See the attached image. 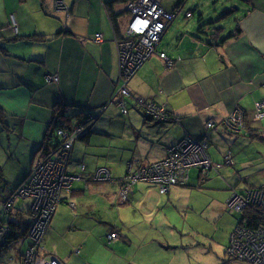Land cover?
<instances>
[{
	"label": "crops",
	"instance_id": "1",
	"mask_svg": "<svg viewBox=\"0 0 264 264\" xmlns=\"http://www.w3.org/2000/svg\"><path fill=\"white\" fill-rule=\"evenodd\" d=\"M109 2L111 0H67V11H59L53 7V0H0V102L14 114L8 117L9 129L4 132L9 133V141L17 137L30 147L28 163L18 172L12 185L19 183L32 165L53 149L49 147L46 154L37 150L45 140L54 109H61V112L68 109L69 123H73L68 124L69 128L76 126L78 121L94 120L87 138L80 137L73 144L71 154L77 148L83 152L79 157L74 156L77 164H68L69 172L76 174L80 163L85 165V170L80 173L81 179L73 183L72 190L64 194L51 219L50 224H53L47 230L44 244L49 236H54L55 245L48 248L43 245L46 253L59 257L66 264H100L96 251L107 252L93 231L94 224L84 230L77 222L81 217L93 221L89 217L94 213L97 218H103L98 213V205L86 199L88 195L84 189L95 184L91 178L96 168L112 172L107 161L109 153L97 156L95 161V154L88 152L93 134L117 135L120 141L115 144L127 151L122 157L127 165L159 160L165 156L168 146L187 135L206 140L207 155L212 162L219 163L223 156L221 161L214 160V154L209 152L211 146L222 155L228 150L233 154L236 147L242 145L238 144L239 136L249 138L250 132L264 134L261 123L264 118L253 119L254 103L264 99V0H245L235 28L229 31L240 30L235 36L229 37L223 27L209 34L196 32L187 50L181 48L187 33L173 22L161 39L165 37V43L160 41L158 45V51L165 52L172 59V65L167 66L155 54L150 56L127 84L130 97L124 99L128 108L126 115L121 114L118 105V53ZM11 18L15 21L16 32L11 28ZM124 27L125 23L122 31ZM96 33H101V42L95 41ZM206 51L211 53L212 64L205 68L198 58L204 57ZM46 75H54L57 80L47 82ZM137 98L164 105L174 119L146 120L135 104ZM237 107L245 114L246 124L242 129L222 123ZM102 114L111 123L108 129L95 127L102 120H97ZM211 119L215 127L207 129L205 124ZM122 132H126L124 136L129 140L121 139ZM11 156L7 155L9 159ZM11 160L19 164L16 157ZM225 166L228 165L222 169ZM201 173L204 172L198 169V180ZM9 183H4L5 190L11 188ZM132 187L134 189L135 185ZM251 187L256 186L245 182L233 189L242 191ZM75 201L80 204L79 211ZM70 203H74V207ZM70 209L77 214H72ZM120 212V226L110 227L118 232L119 239L111 243L105 239L113 253L127 252L135 245L129 228L122 225V213L127 212L124 209ZM130 221L128 215L127 223ZM85 232L86 236L81 239ZM141 244L142 249L138 250L144 258L147 247ZM120 261L132 264L134 256L127 253ZM6 264H19V259Z\"/></svg>",
	"mask_w": 264,
	"mask_h": 264
},
{
	"label": "rangeland",
	"instance_id": "2",
	"mask_svg": "<svg viewBox=\"0 0 264 264\" xmlns=\"http://www.w3.org/2000/svg\"><path fill=\"white\" fill-rule=\"evenodd\" d=\"M178 1L161 0V3L166 10H171ZM244 6L245 1L242 0H186L182 10L173 21L174 26H178L184 33H187L181 48L184 50L188 49L189 44L192 42L190 38L196 32L209 34L213 29L223 27L226 33H229L230 30L235 28L238 12ZM231 7L238 11L231 14L227 13L223 16L222 14L230 10ZM115 10L123 12L119 20L122 27L124 23L126 24L127 19L125 4H116ZM187 11H192V16L189 18L184 15ZM121 33L123 34V31ZM165 41L166 38L164 37L161 42L165 43ZM210 51H206L204 57L198 58L205 68L212 64ZM99 119L102 120L97 122L95 127L102 126L105 129L110 127L111 123L104 118L103 114L97 118V120ZM261 123L264 125V119ZM2 130L0 128V164L2 165V172L8 180L7 183L10 182L9 185L12 186L17 174H19L18 172L22 170L25 163H28L30 147L24 140H20L17 137H13L9 141V133ZM125 133L122 132L121 135L124 136ZM233 138L235 139V137ZM121 139L126 141L129 140V137L124 136ZM116 141H120L117 135L115 137H105L101 134L92 135L88 152L95 154L93 156L95 161L97 156L106 155V153L111 155L110 157L106 156L109 168L112 170L113 179L94 181L95 184L93 183L90 189L87 185V189H84V193L88 195L86 199L92 200L98 205V213L103 218H97L96 213H94L89 217L93 221L86 220L84 217L77 219L78 224L81 225L79 227L84 230L88 229L90 224H94L92 228L96 237L106 247V253L96 251L98 262L100 264H122L120 258H124L127 253H130L131 256L132 254L134 256V263L132 264H225L223 262H227L226 260L228 259L225 254V248L230 242V235L238 218L241 217L238 212L228 209L226 202L230 198L234 186L243 185L245 182L256 187L264 185V143L259 139L248 138L244 135L239 136L238 144L241 143L242 145L236 147L237 149L232 154L235 165L225 166L220 169V172L212 170L206 175L201 173L202 176L199 180L196 177L198 168H192L189 171V176L192 177V180L188 179L184 185L179 184L170 187V192L167 194H160L156 187H152L147 183L134 184L135 187L134 189L132 187L128 196L130 201L120 205L117 203V192L120 187V180L118 179L125 176L128 165L126 160L122 158L123 155L127 154V151L121 150L124 148H119L115 144ZM79 142L81 141H77V144L83 145ZM221 144L224 147V144ZM150 146L149 144L148 148ZM82 152L81 148H77L71 154L69 165L72 163L77 164L78 160H75L74 156L79 157ZM209 152L214 154L212 156L214 160H222L223 153L221 154L215 146H211ZM7 155L13 156L9 159ZM13 157L19 160V164H15L11 160ZM69 165L68 172L70 170ZM30 170L31 168L26 176ZM80 172L78 169V174ZM24 179L25 177L12 190L11 194L13 196L8 195L11 192L10 189L5 190V184L0 182V195H7V199L4 202L0 201V206L5 205V208H8L1 218V225L8 228L7 231H2L0 227V242H4L0 244L1 260L7 258L8 254H11V258L15 260L16 255L24 251L25 243L27 242L25 240L19 243V239L13 238L16 233H21V231L28 229L27 223L33 220V215L29 214L28 211L29 206L32 204L31 198L15 197L17 196L15 190ZM7 180L5 179V181ZM64 194L65 192L62 193V199L65 196ZM113 197H115L114 201H112ZM133 197L135 199H132ZM74 203L78 206L77 209L79 211L80 204L78 201ZM74 203H70L72 207H74ZM123 209L127 213H122L121 218L124 221L122 225L129 228V234L131 239L135 240V245L127 252L123 250L121 253H113L111 245L107 246L105 239L111 231V226H120L119 214ZM70 212L74 215L77 214L71 209ZM21 215L23 216L21 217ZM128 215L131 221L127 223ZM11 222L17 226L11 224ZM52 224L49 225L50 228ZM72 230L71 228V233ZM8 231L9 236L6 237L4 233ZM81 236V239H83L86 236V232ZM53 239H55L54 236L48 237L47 248L55 245ZM141 242L147 247L144 258L140 256L138 250V248L142 249ZM44 243L43 245H45ZM7 262H9V259ZM226 264L249 263L229 260Z\"/></svg>",
	"mask_w": 264,
	"mask_h": 264
},
{
	"label": "built area",
	"instance_id": "3",
	"mask_svg": "<svg viewBox=\"0 0 264 264\" xmlns=\"http://www.w3.org/2000/svg\"><path fill=\"white\" fill-rule=\"evenodd\" d=\"M184 2L171 10H166L161 0H129L126 4L127 19L123 29V38L116 37L118 53V68L120 85L117 90L119 107L122 115L128 113L124 102L130 97L127 84L137 73L141 66L155 54L165 61L167 66L172 65V59L165 52L158 51V45L164 32L173 23L182 10ZM55 9L67 10L66 0H53ZM185 17H191V11L185 12ZM11 28L16 32V24L11 18ZM95 41L101 42V33L94 35ZM46 81H56L57 77L45 76ZM136 106L142 111L145 117L153 121L162 122L168 119L164 105H158L152 100L137 98ZM264 118V99L254 103L253 119L260 121ZM244 113L235 108L223 121L225 125L244 128ZM78 124L70 130L58 128L56 134L59 137L57 146L47 155L42 157L31 167V170L21 184L16 188L15 197H29L32 204L29 207V214L33 220L28 226L24 239L25 249L16 255L19 264H66L59 257L46 253L43 242L51 219L62 201V193L70 192L74 181L80 179V173L85 170V165L78 164L77 173L68 172V164L75 140L81 136L88 126ZM207 129L215 127L214 120H208L205 124ZM207 142L193 136H185L175 144L167 147L163 158L146 164H128L125 176L120 180V187L117 192V201L125 203L128 201L132 186L137 182H144L157 188L160 194L169 192L170 187L185 184L192 168H198L208 174L210 170L219 172L224 165H233V156L230 150L223 155V161L214 163L206 153ZM93 181H104L113 179L107 168H96L92 175ZM8 195L13 196V194ZM7 195H0V201L4 202ZM9 196V197H10ZM8 197V198H9ZM228 209L243 214L246 210H254L264 216V186L246 188L242 191L232 189V194L226 202ZM8 210L5 205L0 206V227L2 231L8 228L1 225V218ZM6 237L9 236V231ZM119 239L116 231H110L106 240L111 243ZM4 243L3 241L0 244ZM17 253V250H16ZM226 257L230 260H238L249 264H264V222L259 221L256 228H248L242 224L237 225L230 235V242L225 249ZM12 255L7 260H1L0 264L14 259ZM4 262V263H3Z\"/></svg>",
	"mask_w": 264,
	"mask_h": 264
},
{
	"label": "trees",
	"instance_id": "4",
	"mask_svg": "<svg viewBox=\"0 0 264 264\" xmlns=\"http://www.w3.org/2000/svg\"><path fill=\"white\" fill-rule=\"evenodd\" d=\"M128 1L129 0H111V2L107 3L108 4L109 15H110V18H111L112 24H113V30H114L115 36L117 38H123L122 37L123 34L121 33L122 27L120 26V23H119V20L122 17L123 12L116 11L115 10V5L116 4H126ZM183 2H184V0H179L176 3L175 7L180 6ZM234 9L235 8L231 7L230 10L224 12L222 15L225 16L227 13L230 14V13L234 12ZM216 29H218V28H216ZM239 31L240 30H238V29H235L234 31H231L229 33V37L235 36L236 34L239 33ZM30 37H33L35 39V37L32 36V35ZM59 110H61V109H54L53 110L52 119H51V122L49 124L48 131H47V133L45 135V140H44L43 144L41 145V147L38 146V148H37V150L41 149L42 153L44 152V154H46V152H48L49 147H52L54 149L57 146V144L59 142V137L56 134V130L58 128H62L63 127L66 130H70V128L68 127L69 126L68 124L71 123V122L69 123V119H71V116L68 115V113H67L68 109L64 108L63 112H61ZM166 112H167V117H168L167 120L172 121L174 119V117L172 116V114L170 113L169 110L166 109ZM10 115H14V114L10 113L9 110L0 102V125H1L0 128L3 129L2 131H6V130L9 129L8 117ZM244 116H245V114H244ZM145 118H146V120H150V121L152 120V119H150L148 117H145ZM88 121H90V123H89L90 125H91V121L94 122V120L92 118L89 119ZM88 121H86V122L78 121V124H86L87 125ZM71 124H73V123H71ZM245 124L246 123H245V120H244V125ZM90 130H91V126L90 127L88 126L86 131L81 136H79V138L80 137H81V139L87 138L86 136L89 135ZM249 137L252 138V139H259V140H261L264 143V134L263 133H260V132L252 133V132H250ZM52 143H54V144L52 145ZM5 179L6 178H4V173L2 172V167L0 166V182L7 183L8 181H5ZM17 184H15L14 186L12 185L13 187L11 186L10 191H12L14 189V187L17 186ZM125 203H127V202H125ZM28 211H29V208H28ZM240 216L241 217L238 218L235 227L237 225H239V224H242V225H244V226H246L248 228L253 229V228H256L259 225V221L264 222V216L260 215V213L254 211V210H246V211L243 212V214H240ZM11 224H14V223L11 222ZM29 224H30V222L27 223V227L29 226ZM14 225L17 226L16 224H14ZM14 225H12V226H14ZM27 230L28 229H25V230L21 231V233H16V235H13V238H15V239H24L25 236H26ZM111 231H116V230L112 229ZM229 260L230 259L228 258L226 261L228 262ZM227 262H223V263L226 264Z\"/></svg>",
	"mask_w": 264,
	"mask_h": 264
},
{
	"label": "water",
	"instance_id": "5",
	"mask_svg": "<svg viewBox=\"0 0 264 264\" xmlns=\"http://www.w3.org/2000/svg\"><path fill=\"white\" fill-rule=\"evenodd\" d=\"M242 1H245V0H242ZM127 172V171H126Z\"/></svg>",
	"mask_w": 264,
	"mask_h": 264
}]
</instances>
